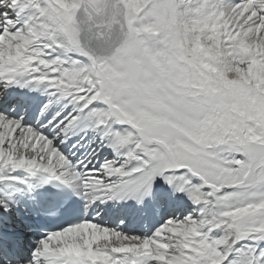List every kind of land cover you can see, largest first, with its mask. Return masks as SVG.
I'll return each mask as SVG.
<instances>
[{"label": "snow or ice", "instance_id": "1", "mask_svg": "<svg viewBox=\"0 0 264 264\" xmlns=\"http://www.w3.org/2000/svg\"><path fill=\"white\" fill-rule=\"evenodd\" d=\"M0 264H264V0H0Z\"/></svg>", "mask_w": 264, "mask_h": 264}]
</instances>
